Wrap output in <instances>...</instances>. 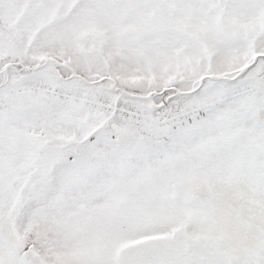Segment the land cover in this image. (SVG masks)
Here are the masks:
<instances>
[{
	"label": "snow or ice",
	"instance_id": "1",
	"mask_svg": "<svg viewBox=\"0 0 264 264\" xmlns=\"http://www.w3.org/2000/svg\"><path fill=\"white\" fill-rule=\"evenodd\" d=\"M0 264H264V0H0Z\"/></svg>",
	"mask_w": 264,
	"mask_h": 264
}]
</instances>
